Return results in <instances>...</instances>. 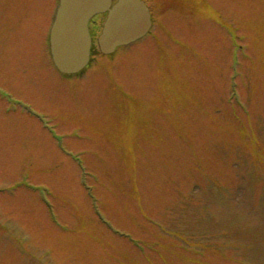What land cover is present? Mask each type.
I'll use <instances>...</instances> for the list:
<instances>
[{
	"label": "rangeland",
	"instance_id": "rangeland-1",
	"mask_svg": "<svg viewBox=\"0 0 264 264\" xmlns=\"http://www.w3.org/2000/svg\"><path fill=\"white\" fill-rule=\"evenodd\" d=\"M145 1L146 38L46 86L58 0H0L4 86L48 124L0 100V264H264V0Z\"/></svg>",
	"mask_w": 264,
	"mask_h": 264
},
{
	"label": "water",
	"instance_id": "water-1",
	"mask_svg": "<svg viewBox=\"0 0 264 264\" xmlns=\"http://www.w3.org/2000/svg\"><path fill=\"white\" fill-rule=\"evenodd\" d=\"M50 30V54L57 69L76 74L89 63L90 39L87 25L97 14L108 12L99 50L111 54L118 46L128 45L144 36L150 27L148 9L140 0H119L110 8V0H59Z\"/></svg>",
	"mask_w": 264,
	"mask_h": 264
},
{
	"label": "flooded vegetation",
	"instance_id": "flooded-vegetation-1",
	"mask_svg": "<svg viewBox=\"0 0 264 264\" xmlns=\"http://www.w3.org/2000/svg\"><path fill=\"white\" fill-rule=\"evenodd\" d=\"M111 1H113V3L116 2V0H111ZM103 23H104V21H103L102 17H100V16H98V17H96L90 21L89 32H90L91 37H92V35L99 34V32H100L99 30L101 29ZM48 37H49V34L45 30L40 31V35L38 34L37 38L35 36L32 43L30 44L31 45L30 48L34 45L32 56L36 57V63L45 72V74L41 73L42 81L47 84L46 85L43 83L44 87L50 86V84H52V83L48 82L50 78L54 79L55 83H57L61 86H64V84H66L65 80H67V78L63 74L57 73L56 69L53 66V63H51V60L49 57L50 55L48 54V48H49ZM11 63L12 62L5 64L4 60L2 58H0V91H2L0 97H5L4 94H9V95H12L15 99L21 101L22 97H20L21 99L18 98L16 95H14L12 93V91H10L6 86H4V83L5 84L7 83L6 80L8 79V81H9L11 78V76H8ZM49 70H50V73H52V74H48ZM14 75H15V73H14ZM43 77H45V78L43 79Z\"/></svg>",
	"mask_w": 264,
	"mask_h": 264
}]
</instances>
